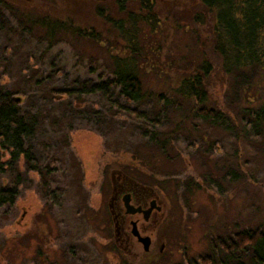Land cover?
<instances>
[{
    "label": "rangeland",
    "instance_id": "1",
    "mask_svg": "<svg viewBox=\"0 0 264 264\" xmlns=\"http://www.w3.org/2000/svg\"><path fill=\"white\" fill-rule=\"evenodd\" d=\"M154 1L158 18L138 21L141 54H131L143 97L128 103L118 87L109 96L76 92L114 81L113 57L132 53L97 15L103 5L119 17L114 0H1L0 95L21 98L18 108L33 127L26 147L38 170L29 172L22 158L0 173V189L18 191L14 204L0 208V264H258L253 248L230 251L218 240L229 247L239 232H264V123L256 119L264 60L234 91L227 78L213 88L205 107L218 109L220 101L229 114L204 119L196 99L175 88L179 72L202 61L195 33L204 36L213 19L194 32L165 17L183 0ZM4 2L37 15L73 14L99 41L50 40L44 29L20 25ZM129 7L147 13L140 3ZM121 171L153 187L163 205L145 224L150 250L114 231L115 209L107 205ZM54 190L63 192L59 205Z\"/></svg>",
    "mask_w": 264,
    "mask_h": 264
},
{
    "label": "trees",
    "instance_id": "2",
    "mask_svg": "<svg viewBox=\"0 0 264 264\" xmlns=\"http://www.w3.org/2000/svg\"><path fill=\"white\" fill-rule=\"evenodd\" d=\"M154 2V0H114L119 17L112 15V10L103 5L97 8L98 17L103 18L104 23L112 26L118 38L128 40L129 45L125 49H131L132 53L126 57H113L114 81L94 84L89 88L82 85L79 90H76L77 93L102 92L105 96H109L110 88L118 87L126 102L133 103L142 99L139 66L137 58L132 57L131 54L133 56L141 54L134 40L138 34V21L151 24L158 18L153 13ZM4 3L10 5L12 11H17L20 25L26 24L29 30L42 28L50 40H67L71 35L92 42L99 41L100 34L83 28L75 20L73 14L66 15V18L57 17L49 12L37 15L35 12L20 10L9 2ZM137 3H140L141 10L147 11L146 14H141L129 7V4L137 5ZM79 8L81 9V6ZM106 11L109 15L105 13ZM165 17L178 27L180 25L191 27V31L194 32L200 30V26L207 24L209 19H213L211 29L205 31L204 36L194 34L196 43L202 46L204 54L202 61L195 68L188 67L179 72L180 80L175 89L184 97L196 99L198 105L201 106L200 115L204 119L213 122L223 119L229 114L224 103L218 101V109L210 108L209 110L205 105L213 100L212 89L218 84H224L226 78L232 80L231 89L233 88L234 91L243 78L249 77V71L263 68L264 0H183L169 10ZM125 49L124 53H126ZM69 92L65 93L69 94ZM248 101L253 102V99L248 98ZM19 106L20 104L14 100V97H6V94L0 95V173L5 172L6 166L16 165L22 158L26 160L29 172L38 170V162L32 150L26 147V140L31 136L33 127L21 113ZM133 113L137 114L138 118L145 117L136 110H133ZM256 116L258 123H264V105L259 107ZM3 152L9 155V160L6 162L2 161ZM62 196L61 190H54L50 193L55 205L60 204ZM17 197L18 191L15 188L0 189V208L14 204ZM218 243L226 246L230 251H244L251 247L254 249V261L264 264V232H239L231 239L229 247L220 239ZM204 261L207 264L209 260ZM191 264L197 263L191 262Z\"/></svg>",
    "mask_w": 264,
    "mask_h": 264
},
{
    "label": "flooded vegetation",
    "instance_id": "3",
    "mask_svg": "<svg viewBox=\"0 0 264 264\" xmlns=\"http://www.w3.org/2000/svg\"><path fill=\"white\" fill-rule=\"evenodd\" d=\"M107 206L115 209L111 211V218L116 236L118 238L126 236L129 240L136 238L139 243H142V237L149 238L150 244L147 250H150L153 241L144 229L145 224L161 214L163 207L160 197L155 195V189L136 182L126 172L121 171V174L113 179L112 196Z\"/></svg>",
    "mask_w": 264,
    "mask_h": 264
},
{
    "label": "water",
    "instance_id": "4",
    "mask_svg": "<svg viewBox=\"0 0 264 264\" xmlns=\"http://www.w3.org/2000/svg\"><path fill=\"white\" fill-rule=\"evenodd\" d=\"M17 102L21 101V98H16ZM136 234V231L134 232ZM141 241L144 243L145 248L148 249L149 244H150V239L149 238H141Z\"/></svg>",
    "mask_w": 264,
    "mask_h": 264
}]
</instances>
